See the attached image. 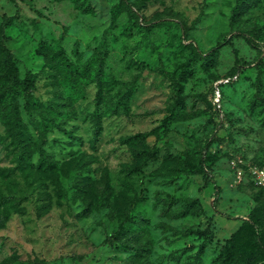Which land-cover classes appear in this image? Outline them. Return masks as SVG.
<instances>
[{"label": "rangeland", "instance_id": "374dc122", "mask_svg": "<svg viewBox=\"0 0 264 264\" xmlns=\"http://www.w3.org/2000/svg\"><path fill=\"white\" fill-rule=\"evenodd\" d=\"M0 58V264H264V0H0Z\"/></svg>", "mask_w": 264, "mask_h": 264}, {"label": "trees", "instance_id": "16d2710c", "mask_svg": "<svg viewBox=\"0 0 264 264\" xmlns=\"http://www.w3.org/2000/svg\"><path fill=\"white\" fill-rule=\"evenodd\" d=\"M230 80H231V78L228 79L227 83H229ZM8 82H9V85H8ZM27 83H28L27 81H26V83L21 82L19 77L15 74V67L12 63H9V62L3 61V60L0 61V88H2V87L5 88V86H6L7 91L9 90L8 92H10V94H12L11 100H15L16 98H18L19 96H21L25 93L24 85ZM5 96H6V94L0 95V102H4V103L7 102L4 99ZM5 106H7V105H5ZM5 106H3V107H5ZM205 163H206V158L203 156L200 158L199 164H200V166H204ZM209 180L210 179H208V181ZM215 201L216 200L214 199V202ZM252 228H253V230L258 229V231L261 229L260 225H255ZM227 263H228V261H226L225 256L221 255V256L217 257L211 264H227ZM249 264H253V263L250 262Z\"/></svg>", "mask_w": 264, "mask_h": 264}, {"label": "built area", "instance_id": "2783aa9c", "mask_svg": "<svg viewBox=\"0 0 264 264\" xmlns=\"http://www.w3.org/2000/svg\"><path fill=\"white\" fill-rule=\"evenodd\" d=\"M225 81L228 82V79ZM216 98V101L219 102L218 98H220V93L218 87H216ZM258 181L261 185H264V169L258 172Z\"/></svg>", "mask_w": 264, "mask_h": 264}]
</instances>
